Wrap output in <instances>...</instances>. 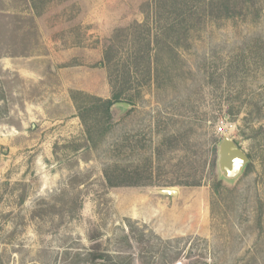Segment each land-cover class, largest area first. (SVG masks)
Returning <instances> with one entry per match:
<instances>
[{"label": "rangeland", "instance_id": "rangeland-1", "mask_svg": "<svg viewBox=\"0 0 264 264\" xmlns=\"http://www.w3.org/2000/svg\"><path fill=\"white\" fill-rule=\"evenodd\" d=\"M148 17L154 0H0V264H160L171 246L169 264H264V12L191 33L160 87L138 74L94 147L73 93L112 99L107 54L127 61ZM226 136L250 170L216 189ZM114 164L152 185L109 188Z\"/></svg>", "mask_w": 264, "mask_h": 264}, {"label": "trees", "instance_id": "trees-1", "mask_svg": "<svg viewBox=\"0 0 264 264\" xmlns=\"http://www.w3.org/2000/svg\"><path fill=\"white\" fill-rule=\"evenodd\" d=\"M253 9L255 19H261L264 9L257 6V0H154L155 31L151 28L150 19L143 24H135L130 34L131 54L127 61H121L117 54H107V64L112 68L110 75L113 83L112 99L104 100L96 96L73 93L74 101L84 96L89 103L77 105L78 115L85 126L89 142L98 146L96 137H104L116 125V113L112 106L123 101V96L134 86L138 74L143 76L144 83L151 82L152 77L159 83L164 66V57L178 58L177 50L190 48L191 33L203 30L209 21L219 22L237 17H245L248 8ZM171 58V59H174ZM154 72V75H153ZM139 85V84H138ZM160 87V84H158ZM129 103L133 104L130 98ZM93 119V122H91ZM102 127V128H100ZM119 147L116 146V150ZM215 165V159L212 167ZM249 167L247 172L249 171ZM139 170L129 171L114 164L104 170L109 188L149 186L151 183L141 182ZM198 185V184H197ZM223 183L215 181L214 188L220 189ZM130 230L137 233V228L131 220H127ZM181 252L167 247L160 256V264L174 263L180 258ZM98 257L86 254L85 260ZM82 264L76 261L75 264ZM110 264H133L129 256L119 255Z\"/></svg>", "mask_w": 264, "mask_h": 264}, {"label": "water", "instance_id": "water-1", "mask_svg": "<svg viewBox=\"0 0 264 264\" xmlns=\"http://www.w3.org/2000/svg\"><path fill=\"white\" fill-rule=\"evenodd\" d=\"M133 105L128 102H117L112 106V111L125 113L133 109ZM250 164L249 156L242 148L229 137H223L217 144L216 169L218 180L229 185L235 184L244 175ZM152 194L161 197L178 198L179 192L176 189L163 188L151 191ZM93 263L102 264V260H95Z\"/></svg>", "mask_w": 264, "mask_h": 264}]
</instances>
